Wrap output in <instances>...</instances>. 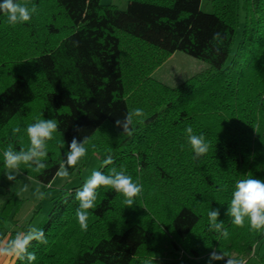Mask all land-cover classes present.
<instances>
[{"label":"trees","instance_id":"1","mask_svg":"<svg viewBox=\"0 0 264 264\" xmlns=\"http://www.w3.org/2000/svg\"><path fill=\"white\" fill-rule=\"evenodd\" d=\"M28 3L38 7L29 22L13 26L0 13V189L4 150L26 149L24 129L37 119L59 128L47 168L22 165L26 176L49 185L72 138L87 135L84 161L96 154L99 171L123 168L143 186L131 208L114 190L98 189L87 230L75 218L83 185L60 191L39 226L48 244L29 249L35 264H209L213 249L248 264L264 230L247 221L236 227L225 212L238 180L264 179V0H212L211 13L201 0H128L125 10L101 0ZM216 32L222 39L214 43ZM177 51L209 68L171 87L152 75ZM136 108L142 122L120 136L116 119ZM189 125L210 144L198 159ZM108 155L114 163L104 167ZM22 203L14 191L0 207V234ZM212 208L221 209L227 239L209 230Z\"/></svg>","mask_w":264,"mask_h":264},{"label":"clouds","instance_id":"2","mask_svg":"<svg viewBox=\"0 0 264 264\" xmlns=\"http://www.w3.org/2000/svg\"><path fill=\"white\" fill-rule=\"evenodd\" d=\"M0 13L7 18L10 25L23 24L31 21L34 14H38V7L35 4L29 6L28 0H0ZM222 39L221 33L216 32L213 35V41L218 42ZM219 53V47H216ZM144 111L136 108L128 111L123 119H116L115 127L120 130L119 135L131 136L134 132V124L142 122ZM59 128L55 119H37L36 122L28 124L24 129L29 139V146L15 150L9 145L3 152L4 167L7 170L4 174L9 182H15L22 175L21 166H27L31 172L41 173L47 168L48 142L53 140L54 133ZM77 132L81 129L77 126ZM21 132L20 127L12 129V135L16 136ZM187 134V143L189 144L194 159H198L207 154L210 144L206 141L203 134H194L191 125L185 129ZM90 137L85 135L83 139L73 137L68 144L64 158L60 161L55 176L61 180L69 178V169H74L77 164L87 156ZM92 147H95L94 145ZM183 148V145H181ZM114 163L113 157L108 155L102 162L104 167ZM29 182L32 176L29 174L25 177ZM101 187L110 188L117 194L124 197V204L131 208L135 200L142 194L143 186L134 182L133 178L126 174L123 168L119 170L111 167L108 174L102 171H93L89 179L83 184L82 188L75 193V200L78 201L79 207L76 209L75 218L83 230L88 228L89 210L95 207L98 196V189ZM29 184L23 186L22 191L27 192ZM223 191L224 188L218 189ZM34 195L38 200L46 198V193L39 188L35 190ZM225 215L230 218V222L236 227H244L247 221L250 229L253 231L264 230V179L247 178L238 180L235 183L234 190L228 204ZM209 221V230L215 231L223 238L229 236L228 230L224 227V221L220 219L221 209L212 208L207 213ZM33 242L40 245H47L48 239L42 229L29 226L25 231L16 232L13 238L0 239V257L15 258L24 262V264H35L37 259L36 253L29 249ZM214 261H223L224 264H246V260L239 258L228 252L213 249L209 257V264Z\"/></svg>","mask_w":264,"mask_h":264},{"label":"rangeland","instance_id":"3","mask_svg":"<svg viewBox=\"0 0 264 264\" xmlns=\"http://www.w3.org/2000/svg\"><path fill=\"white\" fill-rule=\"evenodd\" d=\"M212 0H201V10L207 13L212 11ZM128 0H101L103 5H115L121 10L127 8ZM244 14L241 13V26L238 34H241ZM209 64L205 61L192 57L184 52L177 51L165 63L158 67L152 77L168 86L176 87L188 78L197 73L205 71ZM101 161L98 155L93 154L86 161L82 159L74 169H69V178L61 180L55 177L49 185H43L32 179L30 182L25 179L26 175H20L15 182H9L6 177L1 186L0 207L4 205L7 199L14 191H17L19 199L23 201L20 210L6 223V231L0 234V239H9L14 231H21V227L29 223L39 228L44 222L48 211L51 208L53 199L57 198L60 191L83 185L90 178L91 173L99 171ZM7 170L5 169L4 173ZM5 176V174H4ZM29 184L27 192L22 191L24 184ZM39 188L46 193V198L38 200L34 195L35 190ZM264 246V245H263ZM13 258L0 257V264H12Z\"/></svg>","mask_w":264,"mask_h":264},{"label":"crops","instance_id":"4","mask_svg":"<svg viewBox=\"0 0 264 264\" xmlns=\"http://www.w3.org/2000/svg\"><path fill=\"white\" fill-rule=\"evenodd\" d=\"M264 253V246H259L258 247V252H257V256H255L252 260H250V262L248 264H260V257L263 255Z\"/></svg>","mask_w":264,"mask_h":264}]
</instances>
